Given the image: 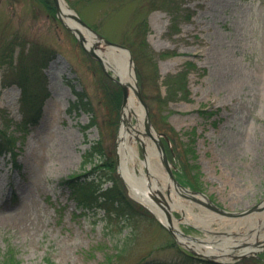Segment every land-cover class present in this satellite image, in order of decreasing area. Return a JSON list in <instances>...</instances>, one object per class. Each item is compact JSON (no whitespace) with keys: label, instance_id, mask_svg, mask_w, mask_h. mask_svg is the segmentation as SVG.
Returning a JSON list of instances; mask_svg holds the SVG:
<instances>
[{"label":"rangeland","instance_id":"1","mask_svg":"<svg viewBox=\"0 0 264 264\" xmlns=\"http://www.w3.org/2000/svg\"><path fill=\"white\" fill-rule=\"evenodd\" d=\"M65 1L100 35L128 48L137 91L157 138L171 137L177 155L172 163L183 172L179 176L186 173L193 180L196 172L200 190L231 212L263 202L264 0H174L166 6L164 0ZM12 39L24 45L13 46V64L19 51L40 59L42 68L30 74V91L41 104L36 124L16 143L17 167L10 155L0 156V259L11 245L22 264H264L256 261L264 251L240 260L190 258L127 186L129 197L142 207L139 215L130 216L116 204L78 207L64 180L88 174L91 165H83V157L98 142L104 155L95 154L96 160H114L119 173L116 154L125 106L108 104L99 62L43 2L0 0V50ZM95 40L97 51L111 46ZM13 72L0 65V128L9 119L8 132L19 136L21 89L11 82ZM181 76L184 91L177 93L180 84L172 82L176 94L170 93L169 79ZM108 88L113 89L109 83ZM92 118L96 124L89 127ZM136 147L144 161L142 138ZM104 174L99 170V179ZM100 181L102 190L112 185L106 177ZM182 196L192 210L174 209L183 233L217 251L253 238L254 216H264L263 205L249 218H214Z\"/></svg>","mask_w":264,"mask_h":264},{"label":"bare ground","instance_id":"2","mask_svg":"<svg viewBox=\"0 0 264 264\" xmlns=\"http://www.w3.org/2000/svg\"><path fill=\"white\" fill-rule=\"evenodd\" d=\"M60 7L63 13L68 12L64 0H60ZM70 24L73 26L72 23ZM78 28L86 40V45H93L94 39L92 36L85 29ZM97 53L104 60L107 68L112 69L114 73L119 75L129 86V94L123 112L124 118L119 133L117 151L120 174L126 182L131 196L147 206L163 224L170 227L176 235H178L177 237L179 240L186 246L200 251L205 255L223 259L227 256L235 255V251H238L237 254H243L257 250L261 244H264V232H262L264 229L263 215L254 216L255 228L253 238L239 241L237 243L238 247L236 246L237 244H234L228 247L225 246L221 251H217L215 248H212L211 245H205V240H198L192 237L187 238L181 235L180 232H182V229L179 221H177L176 217L173 215L174 209L177 208L182 213L185 211L188 213L192 210L185 205L188 200L183 199L184 197L181 191L175 189L171 181L166 177L165 173H163L154 143H150L146 138L148 136H145L147 134L145 128V115L143 107L140 105L135 95L134 88H136V80L133 68L128 64V55L125 51L112 46L106 47V49L104 48V50L101 51L98 50ZM133 116L136 117L138 121L136 125L133 124ZM150 133L152 136H155V132L152 129ZM138 138H142L146 144V158L144 161L140 160L139 152L136 147V140ZM138 165L140 166L139 173L136 170ZM151 192L163 195L164 199L162 200V206H159L152 199ZM186 213L184 214L185 220L189 221ZM196 242H198V245L194 246Z\"/></svg>","mask_w":264,"mask_h":264},{"label":"trees","instance_id":"3","mask_svg":"<svg viewBox=\"0 0 264 264\" xmlns=\"http://www.w3.org/2000/svg\"><path fill=\"white\" fill-rule=\"evenodd\" d=\"M43 2L47 8L51 12H55V7L53 5L52 0H39ZM174 0H164V6H166L169 3H172ZM163 6V5H162ZM177 16H173V19H176ZM143 44H146V41L143 40ZM19 45L24 46L21 44V42H17V40H13L12 42L7 43L1 48L0 52V65H7L8 67H12L15 72L13 74L15 75L12 79V84H17L21 89V109L23 111V119L21 123L16 125L17 131H19V136H14L11 133L8 132V128L11 125V120L5 119V123L3 128H0V156L9 154L11 158V162L14 164L15 167H17V148L16 145L17 141L19 139H24L28 133L29 127L31 125L36 124V119L39 116V109H40V98L37 96H33L32 92L30 91L31 88V80H30V74L32 69H35L37 67L42 68L41 65L38 64L40 59L33 58V54L29 51H19V56L15 64L12 63L14 59V51L15 48L13 46ZM22 48V47H21ZM170 53H164L162 56H168ZM47 60H45L44 64H46ZM30 64V68H28L26 65ZM185 75V74H184ZM107 80V83L105 84L106 87V93L108 94V100L110 103L113 104L114 109L118 108L122 103V90L121 88L112 82L107 76H104ZM139 79H141V76L138 74ZM184 79L185 77L181 76L179 77V80H174L172 78L169 79V86L168 90L169 92H174L175 85L173 83H179L180 87L177 90V93L179 91H184L185 85H184ZM140 81V80H139ZM173 82V83H172ZM108 83L111 87H113L112 90L108 88ZM11 85V84H10ZM45 94H47L45 92ZM81 95V94H79ZM81 105L88 109L89 105L87 102H84V97L81 95ZM36 103L38 105H36ZM73 106H77L74 104ZM90 110V109H89ZM10 123V124H9ZM96 122L92 118V120L89 123V127L92 125H95ZM170 138V136H169ZM99 145V142L96 145H93L91 149H89L84 154V160L83 165H86L90 163V170L87 172L88 174L85 175H71L67 179L64 180V183L67 184L69 187L72 196L77 202L78 207L82 209H94L98 207H103L105 209H109L110 205H117V209L127 213L130 216H135L140 214V209L142 208L137 202H135L133 199H131L127 193V190L124 188V183L119 178L117 173L115 172V162L114 160L108 161L107 159L103 161L101 159L96 160L95 154H98L103 157V151L102 148H97ZM170 156V154H169ZM192 167V166H189ZM100 171H104V176L100 175V179L98 177V173ZM185 173V172H184ZM183 172H181L180 175H182ZM194 181L185 173L184 177L182 178L179 176V180L183 184H188L193 189H201L202 185L199 182V175L196 172H193ZM103 178H108L109 181L112 182V185L109 188L103 189L101 187V181ZM200 187V188H199ZM110 204L108 205V203ZM185 252V251H184ZM188 254V253H187ZM189 255V254H188ZM191 258V256L189 255ZM256 261H262L264 262V256H261ZM0 264H22L21 260L18 258V254L14 247L11 245H7L5 252L3 253V256L0 259ZM151 264V263H147Z\"/></svg>","mask_w":264,"mask_h":264},{"label":"water","instance_id":"4","mask_svg":"<svg viewBox=\"0 0 264 264\" xmlns=\"http://www.w3.org/2000/svg\"><path fill=\"white\" fill-rule=\"evenodd\" d=\"M53 2H54V5L56 7L57 18L62 22V24L70 32H72L75 35V37L78 39V41L80 42V44L84 47V49L89 53V55L99 61L102 69L122 88V91H123V106H125L126 105V102H127V99H128L129 86L127 85L126 82H124L122 80V78L120 76H118L119 79H117V78H115V77H113L112 75L109 74L108 69H107V66L104 63V60L99 56V54L96 51L97 41L95 39L96 38L102 39L107 44H109V45H111L113 47H116V48H118V49H120L122 51H125L127 53V55L129 56V59H130V52H129V50L126 47L122 46V45L109 42L108 40H106L105 38H103L101 35H99L98 33H96L85 22H83V20L67 4H66V8H67V11L68 12L63 13V11L61 10V7H60V0H53ZM70 23H72L73 26H71ZM78 27H80L82 29H85L92 36V38L94 39L93 45H90V46H87L86 45V40L83 37V35L81 34V32H80V30H79ZM135 93H136V95H137L140 103L144 106V108H145V110L147 112V106L143 103V101L141 99V95L139 94V92L137 90H135ZM150 127H151V121H150L149 116H148V113H147L146 114V128H147V130H149ZM153 139L157 142V140L154 137H153ZM157 145L160 148V152H161V156H162V161H163V164H164L165 168L168 171V174H169L170 179L173 181V183L175 185H177L179 187H182L174 179V177H173V174H172L170 165L168 164L167 157H166V154H165V151L163 149V145H162L161 141H158L157 142ZM117 161H118V164H119V158H118V156H117ZM151 196H152V199L156 203H158V205H161L162 206V201H160L155 195H152L151 194ZM203 196H205V195L203 194ZM206 199H207L208 202L207 203H204L205 205H207L208 207L212 208L213 210H215L219 214L225 215V216H228V217H241V216H245V215H250L252 213H255V212L260 211L262 209L263 205H264V201H263L260 204L254 206L253 208L248 209L246 211L239 212V213H232V212H227V211H225L222 208H219L218 206H216L215 204H213L207 197H206ZM169 231L177 239V242L180 245L185 246L183 242H180L179 241L176 233L171 228H169ZM180 233L184 237L191 238L190 236H187L183 232H180ZM241 244H242V242H241ZM236 246L238 247V244ZM186 248L188 250H190L193 254L202 255V254H199V253L195 252L194 250L190 249L188 246ZM263 249H264V244H261L259 246V248L257 250H255V251H251L249 253L239 254L237 256L232 255V257L234 256L237 259H243V258H246L247 256H250V255H253L254 253H257L258 251L263 250Z\"/></svg>","mask_w":264,"mask_h":264}]
</instances>
